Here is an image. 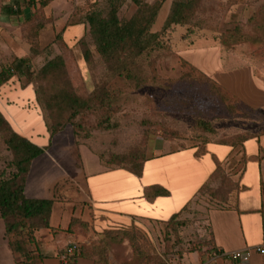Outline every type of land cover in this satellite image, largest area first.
I'll use <instances>...</instances> for the list:
<instances>
[{
	"label": "rangeland",
	"instance_id": "374dc122",
	"mask_svg": "<svg viewBox=\"0 0 264 264\" xmlns=\"http://www.w3.org/2000/svg\"><path fill=\"white\" fill-rule=\"evenodd\" d=\"M93 1L63 0L40 5L32 13L33 18H20L22 27L16 28L14 37L20 44L25 42L23 46L28 49L22 52V58H33L21 75L14 72L16 80L9 85L12 92L6 96L8 100L0 94V111L7 120L0 128V174L8 176L15 168L11 165L13 155L3 141L5 131L12 130L27 133L41 146L51 141L48 154L62 171L66 169L74 177L81 173L84 163L97 171L100 165L95 157L104 167L121 165L139 172L143 160L159 150L154 145L167 139L177 147L198 145L200 152L209 142L232 144L237 152L219 165L181 216L159 226L145 224L124 233L140 248L138 255L149 259L161 255L179 258L190 250H202L211 242L207 225L210 210L231 204V193L239 189L237 178L244 164L240 145L264 129V108L260 111L228 101L211 79L185 64L179 54L182 43L187 44L182 35L189 31L199 41L223 43L227 59L234 55L237 61L232 62H248L264 82V0L252 14L241 16L236 12H217L213 0L210 5H203L210 11V19L200 18L205 14L197 13L198 4L184 0L185 23H174L166 30L162 27L168 15L161 10L153 27L154 31L162 29L160 46L138 60L139 69L132 78L121 72L118 62L103 59L90 32L81 37L83 25H70V14L80 4L92 9ZM97 3L93 6L98 7L96 11L109 10L106 0ZM119 10L120 18L126 21L137 6L126 0ZM87 49L92 56L89 60L84 58ZM5 53L6 57L11 54V59L6 61L1 55L2 61L13 65V54ZM57 55L63 57L65 64L57 67L56 79L46 80L40 76V69ZM84 100L91 104L83 107ZM42 159L43 156L32 164L27 176L30 186L41 170L51 176L57 174ZM173 169L169 172L178 177L177 183L183 179L188 188L199 184L205 172L200 165H194L191 175L186 165L177 175ZM97 179L93 180V193ZM105 189L116 191L112 184ZM177 198L182 196L177 194ZM4 232L5 222L0 214V264H17Z\"/></svg>",
	"mask_w": 264,
	"mask_h": 264
},
{
	"label": "crops",
	"instance_id": "0c3cea01",
	"mask_svg": "<svg viewBox=\"0 0 264 264\" xmlns=\"http://www.w3.org/2000/svg\"><path fill=\"white\" fill-rule=\"evenodd\" d=\"M60 1L63 0H0V72L8 66L6 61L11 59V54L6 57L5 52L10 51L15 60L21 59L22 52L28 51L26 45L23 46L25 42L20 44L14 37L16 28L22 27L20 18H33L32 13L41 2L53 5ZM175 1L184 0H161L159 13L162 10V14L169 15ZM191 1L198 4L197 13L205 14L200 18L210 19V11L203 5H210L213 0ZM262 1L214 2L217 12H236L241 16L244 13L252 14L256 11V5ZM190 36L183 39L187 44L184 43L183 46L182 43L179 48L181 58L238 98L241 104L262 111L264 82L257 76L253 66L248 62H232L237 61V57L232 54L233 59H227L223 45L219 42H206L204 39L199 41L200 38L192 37L195 36L194 33ZM1 55L7 60L2 61ZM13 83L14 81L2 83L0 77V94L8 96L12 90L9 85ZM6 99L8 100L7 97ZM21 133L30 139L27 133ZM47 143L48 145L42 146L37 144L43 148V153L36 159L43 156L42 161L46 162L47 168L53 173L56 171L57 176L44 174L41 170L40 177L38 175L32 181L33 185H29V179L25 186L27 196L53 200L51 229L36 232L37 247L42 257L39 264H66L61 260L60 252L71 243H77L82 248V255L73 264H95L88 253L93 242L99 238L109 243L108 257L111 264H264V248L262 251H253L248 260L234 259L227 254L213 260L209 255L211 248L228 253L264 245V132L247 137L240 145V157L244 164L237 178L239 189L231 193V204L210 210L207 220L211 235L209 246L201 251L185 252L180 258L161 255L146 260L136 254L131 238L121 233L140 229L145 224L159 226L175 215L181 216L219 165L226 163L237 152L234 146L226 142H209L200 152L198 145L177 147L171 139H167L154 145V149L159 150L143 160L139 172L122 166L104 167L95 157L100 165L97 171L84 163L79 169L82 170L81 173L74 177L66 169L62 171L56 159L48 154L46 149L51 146V141ZM185 165L190 167L189 175L192 174L194 165L205 169L201 182L193 188L184 185L183 179H180L181 183H177L178 177L169 172L170 168H174L177 175V171H182ZM94 178H98L96 193L92 192ZM81 180L84 181L83 184ZM111 184L116 187V191L110 193L105 188ZM177 194L182 199L179 200Z\"/></svg>",
	"mask_w": 264,
	"mask_h": 264
},
{
	"label": "trees",
	"instance_id": "16d2710c",
	"mask_svg": "<svg viewBox=\"0 0 264 264\" xmlns=\"http://www.w3.org/2000/svg\"><path fill=\"white\" fill-rule=\"evenodd\" d=\"M125 1L106 0L109 10L105 13H102L101 9L96 11L98 7H93L100 0H94L91 3L92 6L90 4L92 9H85L88 4H84L83 6L80 4V8H76L70 14L69 21L72 26L83 25L84 31L81 37L90 32L96 50L103 59L108 62H118L123 70L121 72H125L126 76L132 78L139 69L138 60L151 54L160 46L161 40L159 32L162 29H168L174 23H185V15L182 11L186 7L187 2H173L171 11L162 29L160 31H154L153 27L156 24L162 3L152 2L150 0H132L137 6V10L130 18L124 21L119 16V9ZM47 4V2H41L40 5L45 6ZM190 34L189 31H186L182 36L188 38ZM221 44L224 45L223 43ZM41 51L43 49H40ZM90 57L92 58L91 52L87 49L84 51V58L89 60ZM31 58L33 56L30 58L15 59L13 65L5 66L0 72L2 83H12L14 81V72L19 71L21 75L24 68L30 63ZM182 61L191 69H196L207 76L183 58ZM64 64L65 62L61 55H57L53 59L49 58L40 69V76L46 80L56 79L57 67ZM207 78L209 77L207 76ZM212 81L219 87L228 101L241 104L238 98L225 91L214 80ZM61 93H64V91ZM99 103L102 105L101 99ZM88 104L91 103H87L86 100L81 103L83 107H88ZM5 121L7 120L0 111V128L5 124ZM261 132H264V129L259 133ZM3 141L13 155L11 165L15 167L14 171L8 176H4V173L0 174V214L5 222L4 234L8 238L9 249L16 259L17 264H39V260L42 257L37 247L36 232L41 229H51L50 216L53 200L47 198H31L27 196L25 186L32 163L43 153V148L33 143L22 133L13 130L9 132L5 131ZM178 217L179 215H175L169 221H174ZM109 235H112V233H109ZM70 245H74L75 248L73 254L65 262L66 264H73L76 258L82 255V248L77 243H71L66 246L60 252V255L66 253ZM133 245L136 254H141L137 244ZM108 253L109 243L105 239L99 238L91 245L88 255L94 260L95 264H111ZM138 256L143 258V260L148 259L144 255Z\"/></svg>",
	"mask_w": 264,
	"mask_h": 264
},
{
	"label": "built area",
	"instance_id": "2783aa9c",
	"mask_svg": "<svg viewBox=\"0 0 264 264\" xmlns=\"http://www.w3.org/2000/svg\"><path fill=\"white\" fill-rule=\"evenodd\" d=\"M74 248H75L74 245H70L68 247V251L66 253H63L60 255L61 260L63 262H67L69 256L73 254ZM263 248H264V245L263 246L260 245V246L254 247V248H245V249L233 250V251H230L228 253L221 252L217 249L211 248L209 251V255H210L211 259H213V260H215L216 258H218L220 256L226 255V254L229 257L234 258V259L248 260L253 251H262ZM212 264H214V263H212Z\"/></svg>",
	"mask_w": 264,
	"mask_h": 264
}]
</instances>
